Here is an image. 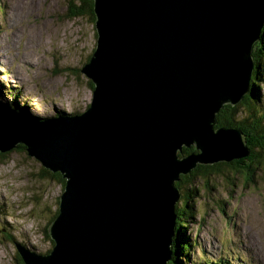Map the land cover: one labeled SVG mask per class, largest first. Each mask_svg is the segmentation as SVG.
Returning <instances> with one entry per match:
<instances>
[{"label": "water", "instance_id": "1", "mask_svg": "<svg viewBox=\"0 0 264 264\" xmlns=\"http://www.w3.org/2000/svg\"><path fill=\"white\" fill-rule=\"evenodd\" d=\"M94 10L97 48L80 69L96 83L89 108L38 119L0 99V152L24 145L68 177L50 253L15 244L24 264H168L181 173L248 155L217 113L249 93L264 0H95ZM192 145L201 152L183 154Z\"/></svg>", "mask_w": 264, "mask_h": 264}, {"label": "rangeland", "instance_id": "2", "mask_svg": "<svg viewBox=\"0 0 264 264\" xmlns=\"http://www.w3.org/2000/svg\"><path fill=\"white\" fill-rule=\"evenodd\" d=\"M70 1L0 0V99L10 101L12 95L18 106L31 102L34 109L27 112L33 116L49 115L59 108L81 113L93 100V81L80 69L97 45L96 19L92 22L86 14L81 6L84 0ZM81 9L85 15L71 14ZM261 36L264 45V32ZM260 44L255 50L263 56ZM262 87L264 93V83ZM260 111L264 114V109ZM239 130L249 149L248 155L238 156L247 157L245 161H221L218 170L202 168L186 181L175 182L177 211L192 209L189 219L183 215L182 220L189 242L195 241L191 255L197 257L191 262L222 257L224 264H264V136L250 141L251 149ZM185 148L190 150L187 155L201 152L195 145ZM253 152L260 164L253 163L254 180L247 182L246 165ZM5 153L0 156V264H24L22 258L19 262L16 244L42 255L50 253L53 244L46 231L61 214L68 177L19 146ZM200 165L211 164L198 162L187 175ZM171 246L174 257L185 249L179 234ZM180 257L185 262V254Z\"/></svg>", "mask_w": 264, "mask_h": 264}, {"label": "trees", "instance_id": "3", "mask_svg": "<svg viewBox=\"0 0 264 264\" xmlns=\"http://www.w3.org/2000/svg\"><path fill=\"white\" fill-rule=\"evenodd\" d=\"M72 2L73 1H70L69 4H72ZM74 2L77 4H80L76 1H74ZM81 6L85 10L86 14L91 18L92 22H94L96 19V15H95L94 10H93V6H94L93 0H84V6H83V4ZM71 14L72 15H85V13L82 9L81 10H75V11L71 12ZM259 41L262 42V45H263L262 36L254 44L253 54H254V59L256 60V66H255V69H254V72L252 75V79L250 82L249 93H247L244 96V98L241 101L237 102L236 104H232V103L224 104V106L217 113L218 123L216 125V126L226 125V126L237 127L239 129H242L248 138V145L251 149H253L252 148L253 143H250V141H254L256 136H264V114H262L260 111V109H264V104H263L264 103V93H262V89H263L262 84L264 83V63L262 64V58L264 57V53H263V57H260V59L257 60L258 54H260V52H256V50H255L256 45L258 43L260 44ZM260 47H261V44H260ZM262 49L264 50V45H263ZM91 85H93V83ZM93 88H94V85H93ZM11 96H10V99H7L10 101H6V102L12 103L13 107L16 108L17 110H20L22 108L24 110V112H26L30 116L31 114L28 113L27 111H28V108L34 109L32 104L30 102L24 103L22 101L23 106L22 107H21V105L18 106L16 101L14 102L13 99H11L12 98ZM0 98H2V97L0 96ZM32 116L33 115H31V117ZM35 116L39 119V115H35ZM35 116H34V118H35ZM47 116H48V114L45 115V117H47ZM261 144H263V141L261 142ZM20 147H21V145H19V148ZM24 148H25V146H24ZM188 152H190V150L184 148L183 154H188ZM5 155H6V153H0V156H2V157ZM256 155H257V153L253 152L252 156L248 157L249 164L246 165V168H248L247 178H246L247 182L252 180V179L254 180L253 177L255 174L254 170L256 169V165H253V163L258 161L260 164V158L258 157L256 159ZM245 159H247V157H244L241 159L236 158V159L231 160L230 163L242 162V161H245ZM221 164H222V162H217V163H214L211 165H204V166L200 165L196 169L193 170V173L191 175H181V179H183V181H186L187 177L190 178L195 172L201 171L202 168L209 167V168L218 170L221 168ZM227 164H229V163H227ZM46 171L49 172V170H46ZM49 173L52 174L51 172H49ZM58 180L63 184V187H64V180L60 177L58 178ZM185 206H183V207H185ZM181 211L182 212H180V211L178 212L176 209V212H178L177 221H176V231H178L179 236H180L181 240L183 241V245H184L185 249L183 251H181L180 254H178L176 257L173 256V264H183V261H181L182 259L180 256L182 255V253H184L185 250L187 251L191 248V246L190 245L187 246V243H186V239L188 238L187 234H186L187 225L186 224L183 225L182 220L185 219L186 217L189 218L191 216L192 209L189 207L186 209L187 212L184 210H181ZM183 215H185L186 217ZM46 232L51 237L50 233L48 231H46ZM50 240H51V243L54 244V241L52 240V238H50ZM37 252L41 253V251H39V250ZM220 259H221V261L223 260V258H220ZM19 262H21V259H19ZM196 262H198V264H209L206 260H200V261H196ZM168 264H172V262L170 261Z\"/></svg>", "mask_w": 264, "mask_h": 264}, {"label": "bare ground", "instance_id": "4", "mask_svg": "<svg viewBox=\"0 0 264 264\" xmlns=\"http://www.w3.org/2000/svg\"><path fill=\"white\" fill-rule=\"evenodd\" d=\"M8 27V26H7ZM96 30H98V29H96ZM262 34V33H261ZM97 36H98V33H97ZM97 43H98V38H97ZM96 48H97V45H96ZM95 48V49H96ZM253 50H254V45H253ZM252 53H253V51H252ZM253 56H254V54H253ZM20 58V57H19ZM23 59V58H22ZM8 60V59H7ZM11 63V62H10ZM20 63H22V62H20ZM17 66V65H16ZM92 81H93V85H94V87L96 86V83L94 82V80L92 79V78H90ZM9 82V81H8ZM21 84V83H20ZM23 92V91H22ZM20 94V93H19ZM246 95V94H245ZM29 96V95H28ZM32 99H34V98H32ZM24 102V101H23ZM36 102V101H35ZM57 102V101H56ZM25 103V102H24ZM31 103V102H30ZM53 103V102H52ZM27 105V104H26ZM23 106V105H22ZM21 106V107H22ZM56 106V105H55ZM22 109V108H21ZM71 113H73V112H71ZM50 115H52V114H50ZM74 115V114H73ZM45 119V118H44ZM21 149H25L24 148V146L23 145H21ZM181 175H187V174H184V173H181ZM180 175V176H181ZM14 210V209H13ZM18 211V210H17ZM177 213V212H176ZM189 219V218H188ZM192 235V234H191ZM193 236V235H192ZM187 239H186V242H187V246H191V248L189 249V250H185L184 251V253H182L183 255L185 254V262L183 261V264H198V262H191V261H189L190 259H193L195 256H192L191 254H193L194 252V250H192V245L191 244H194L195 243V241H192V242H189L190 241V236H188L187 235ZM238 237V236H237ZM52 238V237H51ZM244 241V240H243ZM246 242V241H245ZM54 246V244L52 245V247ZM52 249V248H51ZM51 249H50V251H51ZM248 250V249H247ZM190 251H192V253H189ZM250 254V253H249ZM197 257V256H196ZM195 257V258H196ZM171 262H172V264H173V253H172V246H171ZM182 259V258H181ZM178 260V259H177ZM169 261V262H170ZM209 264H224L223 263V260L221 261V259L219 258H216V259H211V260H206ZM168 262V263H169Z\"/></svg>", "mask_w": 264, "mask_h": 264}, {"label": "clouds", "instance_id": "5", "mask_svg": "<svg viewBox=\"0 0 264 264\" xmlns=\"http://www.w3.org/2000/svg\"><path fill=\"white\" fill-rule=\"evenodd\" d=\"M20 145H21V144H20ZM5 156H6V155H5ZM5 156H4V157H5Z\"/></svg>", "mask_w": 264, "mask_h": 264}]
</instances>
